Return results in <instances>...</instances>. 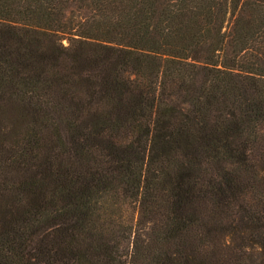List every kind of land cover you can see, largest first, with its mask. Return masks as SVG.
Instances as JSON below:
<instances>
[{
  "label": "trees",
  "instance_id": "trees-1",
  "mask_svg": "<svg viewBox=\"0 0 264 264\" xmlns=\"http://www.w3.org/2000/svg\"><path fill=\"white\" fill-rule=\"evenodd\" d=\"M0 264H264V0H0Z\"/></svg>",
  "mask_w": 264,
  "mask_h": 264
}]
</instances>
